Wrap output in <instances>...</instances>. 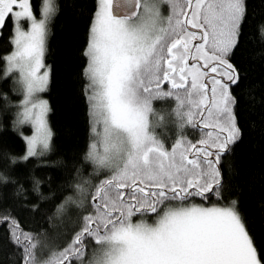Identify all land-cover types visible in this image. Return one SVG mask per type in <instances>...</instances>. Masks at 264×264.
I'll list each match as a JSON object with an SVG mask.
<instances>
[{
  "label": "snow or ice",
  "instance_id": "obj_1",
  "mask_svg": "<svg viewBox=\"0 0 264 264\" xmlns=\"http://www.w3.org/2000/svg\"><path fill=\"white\" fill-rule=\"evenodd\" d=\"M258 4L264 7V0ZM57 10L54 0H42L37 19L32 0H0V37L11 25L13 45L4 57L5 75L18 71L24 88L14 123L36 128L12 164L43 156L37 145L50 149L49 109L36 94L49 82V72L40 70L48 67V22ZM248 13L249 0H97L84 50V92L102 151L93 142L85 159L95 175H107L90 188L84 187L88 180L69 186L72 192L54 215L75 206L83 210V223L66 247L46 258H38V242L10 212L0 213L10 243L23 252L20 264H264L237 200L210 207L190 203L191 197L221 199L223 158L242 139L233 89L243 77L234 58L243 55ZM259 32L264 39V23ZM167 98L176 102L181 129L171 148L154 134L150 119L153 101ZM187 127L202 137L193 142L182 131ZM29 179L26 187L0 172V185L15 186L13 200L38 211L51 197L43 194L40 178ZM151 214L152 224L145 219ZM87 241L95 245L90 257Z\"/></svg>",
  "mask_w": 264,
  "mask_h": 264
},
{
  "label": "trees",
  "instance_id": "obj_2",
  "mask_svg": "<svg viewBox=\"0 0 264 264\" xmlns=\"http://www.w3.org/2000/svg\"><path fill=\"white\" fill-rule=\"evenodd\" d=\"M57 12L48 22L47 51L41 73L49 72V82L38 99L46 101L48 113L47 127L51 130L50 149L43 156L12 164L11 157H22L25 153V137L31 136V125L15 124L24 99V88L20 73L12 71L7 76L4 57L13 51L9 43L11 25L4 29L0 37V172L11 180H18L27 187L30 177L35 175L43 181V194L50 196L40 202L38 211L32 204L22 205L12 198L14 185H0V213L10 212L19 221L20 228L32 234L38 242V258H46L52 251L66 247L82 226V209L71 206L60 217L55 216L56 205L64 196L72 192L69 187L77 182L90 188L106 172L94 174V167L85 159L89 146L95 142L93 125L90 123L89 104L84 87L87 83L84 69L88 63L84 50L88 45L89 26L97 8V0H54ZM36 18L40 19L42 0H32ZM264 23V7L258 0H249L248 18L242 26V57L238 54L234 62L242 69L240 88H234L239 98L236 108L242 139L234 150L223 158L222 197L217 200L211 196L207 201L191 197V204L204 206H225L235 199L238 209L245 218L247 228L259 251L264 252V39H261L259 25ZM25 30L28 25L24 24ZM167 89V88H166ZM249 92L251 95H249ZM7 97V101L3 98ZM172 98L153 101L156 115L163 117L155 122L158 126L155 135L171 148L181 129L177 127ZM193 142L202 137L200 131L192 127L182 130ZM79 169V173L77 170ZM179 204V202H174ZM140 217H133L138 220ZM148 223L155 222L154 214L145 218ZM89 244L88 255L95 247ZM22 250L14 247L8 237L7 223L0 225V264H20Z\"/></svg>",
  "mask_w": 264,
  "mask_h": 264
},
{
  "label": "rangeland",
  "instance_id": "obj_3",
  "mask_svg": "<svg viewBox=\"0 0 264 264\" xmlns=\"http://www.w3.org/2000/svg\"><path fill=\"white\" fill-rule=\"evenodd\" d=\"M163 12H164V14L165 15H167V12H168V9H167V7L166 6H164L163 7ZM41 70H43V68L41 69ZM40 70V71H41ZM45 71V70H44ZM39 93H37L36 95H38ZM40 100V99H39ZM20 108H21V106H20ZM22 110V109H21ZM20 110V111H21ZM154 116H155V119L157 120V121H159L160 119H161V117L159 116V115H156L155 114V112H154V115H152L151 117H150V119H151V123H152V129H153V132H154V134L157 132V129H158V126H157V124H156V122H155V119H154ZM30 125H31V131H32V135L31 136H26V137H32L33 135H36V128L34 127V125H33V123H31L30 122ZM93 131V130H92ZM101 131H102V128H101ZM93 134V137H94V140H95V142H97V144H98V146L100 147V150L102 151V145L100 144V137L99 136H97L94 132L92 133ZM37 148L38 149H43L42 148V145H37ZM195 205H199V204H195ZM216 205V204H215ZM204 206V205H203ZM217 206H220V205H217ZM205 207H210V206H205ZM150 224H152V223H150ZM91 256V254L89 255V257Z\"/></svg>",
  "mask_w": 264,
  "mask_h": 264
},
{
  "label": "flooded vegetation",
  "instance_id": "obj_4",
  "mask_svg": "<svg viewBox=\"0 0 264 264\" xmlns=\"http://www.w3.org/2000/svg\"><path fill=\"white\" fill-rule=\"evenodd\" d=\"M164 87H165V88H167L168 86H167V85H165ZM194 129H195V128H194ZM195 130H197V129H195ZM197 131H198V130H197Z\"/></svg>",
  "mask_w": 264,
  "mask_h": 264
}]
</instances>
